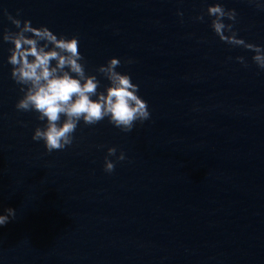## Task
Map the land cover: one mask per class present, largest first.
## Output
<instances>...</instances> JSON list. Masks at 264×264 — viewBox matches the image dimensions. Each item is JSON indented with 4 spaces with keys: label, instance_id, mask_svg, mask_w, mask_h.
<instances>
[{
    "label": "water",
    "instance_id": "95a60500",
    "mask_svg": "<svg viewBox=\"0 0 264 264\" xmlns=\"http://www.w3.org/2000/svg\"><path fill=\"white\" fill-rule=\"evenodd\" d=\"M214 2L0 0V33L17 31L6 10L78 37L99 91L95 69L120 59L151 113L129 133L81 121L49 153L31 138L44 122L15 107L23 93L0 38V214L16 211L0 226V264H264V70L216 37ZM220 2L238 38L264 47V10ZM109 147L126 156L112 173Z\"/></svg>",
    "mask_w": 264,
    "mask_h": 264
},
{
    "label": "clouds",
    "instance_id": "9594fccd",
    "mask_svg": "<svg viewBox=\"0 0 264 264\" xmlns=\"http://www.w3.org/2000/svg\"><path fill=\"white\" fill-rule=\"evenodd\" d=\"M249 3L264 10V5L257 0H249ZM3 14L17 29L15 32L5 29L0 33V38L12 45L7 57L11 65L10 77L21 86L23 93L15 107L18 111L35 112L36 119L44 122L43 126L34 129L31 138L33 141H43L47 152L71 146L73 133L81 121L87 126H94L107 119L113 127L129 133L136 124H143L151 118L147 102L138 95L139 86L132 82L127 73L116 70L121 66L120 59L111 57L95 69L108 82L103 86V91H99L101 81L95 74L86 72L87 62L79 51L78 37L58 36L46 26L32 27L31 21H21L6 10ZM206 14L211 18L212 31L221 42L252 52V63L264 70V47L238 38L234 29L237 17L235 9H226L220 0H215L206 8ZM177 15L182 17L183 13L178 11ZM195 19L203 21L204 15H198ZM225 20L231 23H225ZM234 59L248 67L245 57L237 56ZM133 62L131 59L124 61L126 64ZM109 157H115V161ZM125 159L123 151L117 154L115 147L107 148L104 172L112 173L116 162ZM15 217L14 209H5L0 214V226Z\"/></svg>",
    "mask_w": 264,
    "mask_h": 264
}]
</instances>
